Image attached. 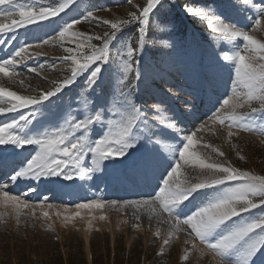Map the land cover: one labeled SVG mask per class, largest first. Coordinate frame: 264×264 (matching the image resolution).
Here are the masks:
<instances>
[{"label":"snow or ice","instance_id":"snow-or-ice-1","mask_svg":"<svg viewBox=\"0 0 264 264\" xmlns=\"http://www.w3.org/2000/svg\"><path fill=\"white\" fill-rule=\"evenodd\" d=\"M128 2L131 4L132 0ZM76 3L77 0H63L58 6L37 7L20 3L19 0H0V5L11 6L0 11V52H5L4 56H0V75L15 80L19 66H24L29 73H37L39 76L45 65L29 67L27 61L48 55L42 45L58 43L64 52L50 66L64 74V78L49 81L51 88L27 89L32 94L25 95L0 86V118L16 114L7 122H0V169L9 167L12 163L9 156L22 154L28 150L26 146H33L34 150L26 163L22 161L10 173L0 177V199L5 204L11 201L16 205L17 224L20 209L33 206L19 195H10L7 190L10 184L19 181L76 183L85 177L91 179L92 174L102 167L105 170L119 169L121 176L132 182L154 177L158 191L154 189V195L149 199H95L88 203H78L75 207H131L136 210V220L141 219L140 210L143 209L149 218L155 216L159 222L169 225L163 246H167L176 233L184 232L185 245H191L201 255L206 248L218 258L217 264H254L255 257L264 252V213L257 216L245 214L264 208V175L252 174L223 163L206 162L209 158H202L195 149L198 144L197 134L208 130V120L228 127L229 138L235 135L233 128L257 131L255 126L249 127L244 121L255 119L257 113L264 117V41L247 30L224 22L219 11L211 15L205 8H185L186 14L207 19L211 30L225 39L244 42L242 50L223 53V60L232 62L234 66L230 94L217 100L219 106H214L208 120L200 122L194 130L187 131L178 127L181 123L178 118L168 120L150 114V110L142 108L136 100L143 77L141 62L147 33L153 17L163 7L164 0H144L142 5H134L135 10L128 12L127 17L122 19H102L95 15L101 9L93 7L79 18L58 25V31L54 30L53 34L42 39L28 42L25 36L24 42L10 55L7 54L5 46L18 39L17 30L23 28L27 33L29 26L39 28L45 23H55L61 14L70 11ZM244 3L251 4L255 9L253 30H264V0L259 3L244 0ZM82 22L102 24L108 26L109 30L102 34L75 30ZM130 27H134L138 34L135 46L132 37L124 38L127 43L121 40V34ZM114 46L118 65H114L111 59ZM165 46L171 47L167 44ZM33 48L36 51H30ZM106 70L110 73L107 92L103 87ZM79 78L85 80L82 95L87 93L91 96L96 88H100L104 100L99 109L91 100L86 99L83 111L75 109L67 114V118L61 117L63 122L58 127H45L43 131L36 129L40 123V114L53 103L54 98L62 95ZM112 80L116 81L115 87L111 86ZM19 83L23 86L24 80L21 79ZM160 103L162 101L152 105L155 113L161 111ZM187 107L188 112H191L192 106ZM245 107L249 109L248 112L239 111ZM96 126L103 129V132L99 138L92 139L89 134ZM260 130L264 131V128ZM168 140L175 143H167ZM203 146L223 156L212 145ZM9 148L11 154L6 152ZM165 152L168 153L167 157ZM89 154L91 166H84L82 162ZM188 165L198 166L201 177L195 180L187 177L182 179L181 169ZM33 190L29 188V191ZM209 191L212 194L206 196L195 210L185 213L187 203ZM46 202L47 197L40 201L41 204ZM48 207L52 205L48 204ZM42 215L48 217L49 214L43 212ZM100 219L105 217L101 216ZM133 227L138 225L134 224ZM155 235L159 237L160 231L157 230ZM197 241L204 248H200ZM183 259H188L187 251Z\"/></svg>","mask_w":264,"mask_h":264},{"label":"rangeland","instance_id":"rangeland-1","mask_svg":"<svg viewBox=\"0 0 264 264\" xmlns=\"http://www.w3.org/2000/svg\"><path fill=\"white\" fill-rule=\"evenodd\" d=\"M19 2L39 7L58 6L63 0H19ZM252 2L259 3L260 0H252ZM143 3L144 0H132L131 4L128 0H77L76 5L70 11L61 14V18H57L55 23H45L39 28L29 26L27 33L23 28L17 30L18 39L13 44L5 46L7 54L14 52L24 42L25 36L28 42L42 39L46 35L53 34L54 30L58 31V25L79 18L93 7L101 9L95 15L102 19H122L127 17L128 12L135 10L134 5ZM166 3L172 4L174 9H169ZM179 6L176 0H164L163 7L152 19L142 56L143 77L139 83L136 100L142 108H148L150 114L154 113L168 120L178 118L181 121L178 127L192 131L200 122L208 120L214 111V106H219L217 100H222L230 94L234 66L232 62L223 60V53L227 51L231 54L235 50H242L244 42L225 39L211 30L207 19L194 18L186 14L185 8H205L211 15L219 11L224 22L249 31L261 41H264V30H253L256 12L251 4H245L244 0H183L182 5ZM10 7L0 5V11ZM75 30L88 34H102L109 28L102 24L82 22ZM125 37H132V43L136 45L138 34L134 27L125 29L121 34L123 43H127ZM94 43L100 42L94 41ZM166 44L171 47H166ZM115 47L111 59L114 65H118ZM42 49L48 53L47 56L42 55L27 61L29 67L45 65L39 76L37 73H29L27 67L19 66L15 80L6 79L5 83L0 80V86L26 95L32 94L27 89L47 90L52 86L49 81L62 80L64 74L50 66L55 58L64 55L63 49L58 43L42 45ZM4 55L5 52H0V56ZM109 75V71L106 70L103 82L105 92L110 85ZM21 79L24 80L23 86L19 83ZM115 84L116 81L112 80L111 86L115 87ZM84 86L85 80L79 78L62 95L54 98L53 103L40 114V123L36 125V129L43 131L45 127L49 129L53 126L58 127L63 122L61 117L67 118V114L75 109L83 111L86 99L91 100L98 110L104 100L100 88H96L94 94L88 96L87 93L81 94ZM203 98H206V106ZM158 101H162L161 111L155 113L152 105ZM187 106H192L191 112H188ZM202 106L204 108H201ZM254 106L258 107V105ZM239 111L248 112L249 109L245 107ZM15 115L7 114L6 117L0 118V122H7ZM244 123L249 127L255 126L257 131L233 128L235 135L229 138L228 127L208 120V130L197 134L198 144L195 151L201 154L202 158L208 157L206 162L223 163L252 174L264 175V131L260 130L264 128V117L257 113L255 119L246 120ZM102 132L103 129L96 126L89 136L92 139L99 138ZM166 142L175 143L172 140ZM205 144L219 149L223 156L213 152L211 148H205L203 146ZM26 148L27 151L13 158L10 164L12 168L18 167L22 161L26 163V160L34 154L33 146ZM164 155L167 157L168 153L165 152ZM82 163L84 166H91L90 154ZM12 168L0 169V177L10 173ZM181 173L182 179L187 177L192 180L202 175L196 165L182 168ZM156 184L157 180L151 176L132 182L123 178L119 169L105 170L103 167L92 174L91 179L85 177L83 180H77L76 183L19 181L10 184L7 189L9 194L21 196L33 207L20 209L21 214L17 224L16 209L11 214L1 200L0 264H217L218 258L209 253L198 241V246L204 248L203 255L193 250L191 245H185L184 232L176 233L169 240V244L163 246L169 225L157 221L155 225L147 227L143 221V216L147 213L143 209L140 210L142 215L138 221L130 218L129 211L136 212L130 207L122 210L119 205L115 208L105 205L103 209L75 207L78 203H88L95 199L104 201L149 199L154 195ZM29 188L35 190L29 191ZM211 194L210 191L206 192L205 195L197 196L195 200L187 203L185 213L195 210V207ZM44 197H47V202L41 204L40 201ZM48 204L52 207L49 208ZM43 212H48V217H44ZM77 212L79 215H76ZM261 213H264V208L254 209L245 215L257 216ZM10 216L13 220L15 217V220L11 221ZM101 216L105 219H100ZM67 217L72 218L68 220ZM11 223L13 225H9ZM134 224L138 227L134 228ZM157 230L160 231L159 237L155 235ZM162 246L163 252H161ZM186 251L188 259L184 260ZM254 264H264V252L255 257Z\"/></svg>","mask_w":264,"mask_h":264},{"label":"bare ground","instance_id":"bare-ground-1","mask_svg":"<svg viewBox=\"0 0 264 264\" xmlns=\"http://www.w3.org/2000/svg\"><path fill=\"white\" fill-rule=\"evenodd\" d=\"M6 79H9L8 77H4L3 75H0V80L2 81V83L4 82H7V81H5ZM0 81V82H1ZM5 85V84H4ZM4 87V86H3ZM188 100V99H187ZM197 100V99H196ZM203 101H205V106H206V98L204 99L203 98ZM173 103H175V102H173ZM176 104V103H175ZM202 105V104H201ZM174 106H176V105H174ZM178 108V107H177ZM201 108H204L203 106L201 107ZM173 109H175V108H173ZM179 109V108H178ZM204 110V109H203ZM205 111V110H204ZM202 112V111H201ZM1 120V119H0ZM6 152H8L9 154H11V152H12V150L9 148V149H6ZM16 155H10L9 156V159L11 160V161H13V158L15 157ZM12 167H11V165H9V167H7V169H11ZM69 191V190H68ZM67 191V192H68ZM67 194V193H66ZM69 194V193H68ZM1 200L2 199H0V202H1ZM2 202H3V200H2ZM4 203V202H3ZM2 204V203H1ZM7 206L9 209V211H10V213L11 214H13V212L15 211V209H16V206H15V204L13 203V202H8L7 204H5L4 203V206ZM113 208V207H112ZM120 208V207H119ZM131 208V207H130ZM117 209V208H116ZM115 209V210H116ZM114 210V209H113ZM120 210H122V209H120ZM133 210V209H132ZM117 212H119L118 211V209L116 210ZM121 212H123V211H121ZM124 212H126V211H124ZM113 214H114V212H113ZM127 214V213H126ZM8 215V214H7ZM10 215V214H9ZM129 215H130V218H132V219H135L134 218V213L133 212H130L129 211ZM12 216V215H11ZM11 216H10V219H11V221L13 220L12 218H11ZM1 218V217H0ZM9 219V220H10ZM14 220H15V217H14ZM13 220V221H14ZM138 221H140V220H138ZM143 221H144V225H146L147 227H150V226H153V225H155V223H157V221H158V219L155 217V216H152L151 218H149V216H148V214H146V215H144L143 216ZM9 225H13L12 223L11 224H9Z\"/></svg>","mask_w":264,"mask_h":264},{"label":"trees","instance_id":"trees-1","mask_svg":"<svg viewBox=\"0 0 264 264\" xmlns=\"http://www.w3.org/2000/svg\"><path fill=\"white\" fill-rule=\"evenodd\" d=\"M176 2H178L179 5L181 6L182 3H183V0H176ZM166 4L169 5V9H174V6H173L172 4H170V3H166ZM180 6H179V7H180Z\"/></svg>","mask_w":264,"mask_h":264}]
</instances>
